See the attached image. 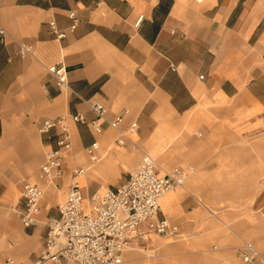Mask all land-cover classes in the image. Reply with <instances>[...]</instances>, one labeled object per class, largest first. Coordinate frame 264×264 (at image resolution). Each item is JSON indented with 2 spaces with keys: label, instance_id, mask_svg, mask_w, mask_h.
<instances>
[{
  "label": "crops",
  "instance_id": "0c3cea01",
  "mask_svg": "<svg viewBox=\"0 0 264 264\" xmlns=\"http://www.w3.org/2000/svg\"><path fill=\"white\" fill-rule=\"evenodd\" d=\"M71 11L80 24L59 40L49 23L68 31ZM0 27V202L21 221L28 180L43 190L39 218L47 220L25 228L0 216V264H35L74 168L87 171L90 210V198L127 181L144 154L164 172L195 170L160 200V218L179 227L181 241L149 234L121 264H155L158 247L167 249L163 264H217L234 260L230 249L244 238L264 250V0H0ZM21 44L32 46L30 57L19 56ZM59 62L66 89L48 72ZM92 103L108 121L123 115L120 128L96 133L71 120L94 119ZM48 118H65L72 142L63 176L52 181L42 168L56 136L39 130ZM121 133L124 145L116 144ZM94 142L102 159L92 164L86 148Z\"/></svg>",
  "mask_w": 264,
  "mask_h": 264
},
{
  "label": "built area",
  "instance_id": "2783aa9c",
  "mask_svg": "<svg viewBox=\"0 0 264 264\" xmlns=\"http://www.w3.org/2000/svg\"><path fill=\"white\" fill-rule=\"evenodd\" d=\"M69 19L71 26L68 31H61L55 21L49 23L51 32L57 39L65 40L79 26L80 19L76 12L71 11ZM141 21L142 18L137 26ZM4 37L5 30L0 27L1 40ZM32 54L31 45H20L19 56L22 59ZM48 72L59 89L69 87L68 70L63 62L49 67ZM77 97L84 101L79 95ZM90 110L95 115L91 121L83 114L70 118L76 124L91 126L96 133H102L104 125L118 130L124 121L123 115L108 121V111L100 103H92ZM39 130L48 141L56 136L55 147L47 153L42 172L47 181L61 178L66 153L72 149L68 122L65 118L44 119ZM130 132L135 133L136 127L133 126ZM126 139L127 136L121 133L116 144L124 145ZM98 149L97 142L86 148L92 164L102 159ZM86 172L83 167L73 169V183L66 200L59 206V216L48 220L45 243L35 264H121L124 251L137 239L145 242L152 233L181 237L177 225L160 218V199L165 193L183 188L195 172L193 167L176 168L163 173L157 160L152 155L144 154L138 168L127 181L114 190L103 195L95 194L90 198L92 208L89 211L84 208L82 188L77 181ZM22 186L21 222L25 228H33L38 225L44 193L37 184L28 180H23ZM145 224L147 230L143 232L140 227ZM237 257L242 264H264V256L250 242H244L237 249ZM6 264L19 263L7 259Z\"/></svg>",
  "mask_w": 264,
  "mask_h": 264
},
{
  "label": "rangeland",
  "instance_id": "374dc122",
  "mask_svg": "<svg viewBox=\"0 0 264 264\" xmlns=\"http://www.w3.org/2000/svg\"><path fill=\"white\" fill-rule=\"evenodd\" d=\"M138 168V164H137V166L135 167V169L133 170V172L134 171H136V169ZM1 191H3V189L2 188H0V197H1ZM61 204H62V202H61ZM11 205V204H10ZM8 208H9V205H3L1 202H0V216H8V217H10V218H12V219H15L16 220V223L19 225V226H21V227H23L22 226V224H21V221H20V219L18 218V215L17 214H14V213H12V212H10L9 210H8ZM17 210H18V208H17ZM2 213V214H1ZM39 219H40V221H46L47 222V220H45V219H43V218H38V223L40 224V227L42 226V224L39 222ZM42 219V220H41ZM29 232H31V231H29ZM6 243H7V241L9 242L10 241V239L7 237V235H6ZM161 238H167V240H165V242H172L173 244L172 245H176V244H178V243H180V239L179 238H174V237H168V236H162ZM245 241H247V242H251V241H249V240H247V239H241L239 242H238V244H236V245H234L233 247H231V249L230 250H232V251H234V260H229V261H223V260H220V261H218L217 262V264H242V262L240 261V260H238L237 259V256H236V251H237V249L243 244V242H245ZM138 248L140 249V250H148L149 248H150V244L149 243H143V242H139L138 243ZM1 247V246H0ZM218 247V246H217ZM159 248V251L157 252V254H160L161 256H156V254H154V253H152V255L154 256V257H152V260H154L155 261V264H163V262H165V259H164V261L161 259V257H166L164 254H165V251L167 250L165 247L164 248H160V247H158ZM168 248H170V247H168ZM222 248H229V246H219V249H222ZM259 249V248H258ZM212 250H213V248H212ZM227 250V249H226ZM225 250V251H226ZM259 251L261 252V253H263V255H264V250H261V249H259ZM169 254V253H168ZM177 264H180V263H177Z\"/></svg>",
  "mask_w": 264,
  "mask_h": 264
},
{
  "label": "bare ground",
  "instance_id": "6f19581e",
  "mask_svg": "<svg viewBox=\"0 0 264 264\" xmlns=\"http://www.w3.org/2000/svg\"><path fill=\"white\" fill-rule=\"evenodd\" d=\"M160 170H161V169H160ZM161 172L164 173V171H162V170H161ZM85 175H86V174H84V175H82V176H80V177L77 178V181L79 182L80 187H81V184H82V181H83ZM170 192H171V191H170ZM168 193H169V192H168ZM168 193H165V194L161 197V199H162L165 195H167ZM161 199H160V200H161ZM84 207H85V210H86V211H89V207L87 206V204L84 203ZM129 247H130V246H129ZM129 247L124 251V253L129 249ZM124 253H123V254H124Z\"/></svg>",
  "mask_w": 264,
  "mask_h": 264
}]
</instances>
